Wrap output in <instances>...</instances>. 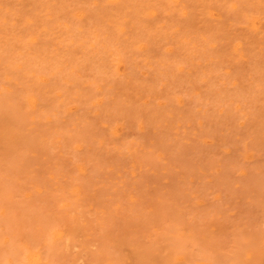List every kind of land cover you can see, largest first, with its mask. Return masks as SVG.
<instances>
[{
  "label": "rangeland",
  "instance_id": "374dc122",
  "mask_svg": "<svg viewBox=\"0 0 264 264\" xmlns=\"http://www.w3.org/2000/svg\"><path fill=\"white\" fill-rule=\"evenodd\" d=\"M0 264H264V0H0Z\"/></svg>",
  "mask_w": 264,
  "mask_h": 264
},
{
  "label": "bare ground",
  "instance_id": "6f19581e",
  "mask_svg": "<svg viewBox=\"0 0 264 264\" xmlns=\"http://www.w3.org/2000/svg\"><path fill=\"white\" fill-rule=\"evenodd\" d=\"M59 236L61 235V233H57ZM36 258V262H40L41 261V255L38 252H33L30 254V259L33 261Z\"/></svg>",
  "mask_w": 264,
  "mask_h": 264
}]
</instances>
